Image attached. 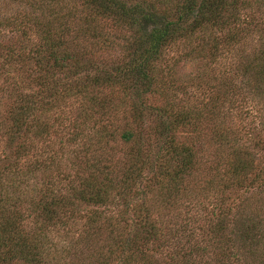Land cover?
Here are the masks:
<instances>
[{
  "label": "trees",
  "instance_id": "obj_1",
  "mask_svg": "<svg viewBox=\"0 0 264 264\" xmlns=\"http://www.w3.org/2000/svg\"><path fill=\"white\" fill-rule=\"evenodd\" d=\"M156 1L75 0L82 9L63 14L64 9L54 8V0H18V5L25 8L38 4L54 9L41 17L33 12L32 15L13 12V15L2 11L8 13L6 18L0 16L1 38L8 35L7 27L14 26L19 34L17 38H24L31 45L23 51L17 39L15 43L1 41L0 71L11 69L20 60L15 56V51L20 49L22 61L35 66L34 72L25 73L24 77L40 99L30 101L16 86L12 87L8 109L0 113V126L3 122L8 126L6 130L0 127V141L6 147L0 154V264L20 261V264H162L159 255L171 257V262L182 259L183 264H199L196 259L206 249L191 245L188 250L186 244H190L194 232L188 231L187 225L176 223L183 219L174 211L182 206L184 197H193L194 191L206 201L208 192L219 186L226 205L229 198L224 191L247 186L251 163L242 157L246 147L239 145L242 133L247 130L241 119L240 129L229 124L232 119L229 110L218 107L222 91L219 87L210 97V108L205 115L186 108L174 97L169 104L156 105L147 104V99L153 96L152 99L165 101L169 98L164 96L167 93L175 95L173 88L181 91L185 88L183 81L157 88L156 78L162 74V68L172 66L166 69V73L172 74L177 66L164 65L168 47L177 42L190 46L194 34L212 28L226 33L222 41L210 46L211 50L217 51L218 45L241 49L244 31L250 34L257 28L264 38V20L256 21L252 17L247 27L236 25L241 11L250 7V0ZM102 19L110 21L111 27H104ZM229 27L232 30L225 29ZM34 33L32 40L30 36ZM116 49L119 53L111 54ZM189 54H193L192 48ZM120 55V59L113 57ZM263 56L264 50L259 49L258 56L239 68L241 77L253 83L251 89L255 92L264 87ZM249 71L253 72L251 77L247 76L252 74ZM115 86L123 94L119 104L113 102L111 93L99 94L102 89L112 91ZM66 98L79 101L74 117L78 123L72 127L61 150L71 151L74 161L81 160L82 152L87 154L95 147L100 150L94 151L93 159H84L82 171L65 175L64 185L39 182L34 192L22 199V204L28 202L30 206L20 212L21 203L17 199L20 187L28 192L29 180L38 179L40 172L52 173L54 160L45 157V151L40 160L35 159L40 152L37 143L43 138L46 142L50 140L54 133V126L49 123L51 112ZM127 116L131 122L126 121ZM123 120L126 122L122 127L119 124V130L115 122ZM149 120L154 126L141 130L142 122ZM202 126L211 128L217 149L226 147L233 157H228L223 172L214 170V179L192 189L190 194L185 182L200 172L201 163L195 156L194 145L199 139L196 131ZM182 135L190 136V144L180 139ZM116 139L121 145H131L128 155L135 158L106 165L109 162L106 149ZM151 139L158 147L149 144L150 149H143L141 156L139 150L134 151V144L145 146ZM143 163L146 164L142 167ZM15 170L20 171V185L7 186L3 177L8 178ZM225 174L229 182L224 179ZM139 179L150 183L149 187L156 191L154 195H159L158 205L145 200L152 193L147 186L136 189ZM253 181L255 178L249 185ZM212 203L202 202L203 210L214 209ZM159 206L162 214H157ZM229 210H222L220 220L201 231L210 230L218 238L223 236L224 218ZM229 261L226 263L231 264Z\"/></svg>",
  "mask_w": 264,
  "mask_h": 264
},
{
  "label": "rangeland",
  "instance_id": "obj_2",
  "mask_svg": "<svg viewBox=\"0 0 264 264\" xmlns=\"http://www.w3.org/2000/svg\"><path fill=\"white\" fill-rule=\"evenodd\" d=\"M147 1L157 2L156 0ZM250 2V7L241 11L240 20L236 22V25L241 28H245L252 17L255 18L256 21L264 20V0H257V3L256 0H250ZM18 3V0L16 4H10L9 0H0V16L6 18L8 12H16L19 14L21 12V14L30 15H32L33 12V15L41 17L42 14L54 8L64 9L63 14H66L68 11H73L75 8L82 9V6H80L78 2L75 3V0H54V8L53 6H41L37 4V6L34 7L35 9L30 7L25 8L23 4L18 5ZM21 9L23 10L21 11ZM3 10L8 12L5 14L2 12ZM101 24H103L104 27H111V22L108 20L102 19ZM29 26L30 25H28V28ZM14 29H16L14 26L7 27L6 31H9V33L5 38H1L0 36V42L3 41L5 43L9 40L15 43L17 39V45L20 46V49L22 48L23 51H27L31 42L26 41L24 38L18 39L17 37L19 34L15 32ZM225 29L232 30L230 27ZM252 30L250 34H248L247 31L243 32L245 38H243L244 40L241 43V49L238 46L226 49L222 45H218L217 51L211 50L210 46L215 42L222 41L226 33V31H216L212 28L204 29L202 32L194 34L189 42L190 46L187 43L177 42L168 47L165 51L164 65L175 63L177 66L174 72L169 74L170 71L166 73V69H170L172 66L165 68V66L161 64V67H164L161 70L162 74L158 75V77L156 76V82L158 81L157 88L163 89L165 86L169 85L168 83H182V81L186 83L183 84L185 88L183 91L173 88L172 90L176 92L175 95L167 93L164 96L169 98L165 99V101L152 99L153 96L147 99V104L156 105L160 103L169 104L170 101H173L171 97H174L177 98L176 101L185 105L186 108L189 107L193 109L194 112H200L205 115L210 108L209 99L215 93V89L219 87L220 91H222L218 107L226 112L229 110L232 116V119H229V124H231L234 129L237 127L240 129L241 127L238 122L241 119V123L245 124V130H247L242 133V138L239 142V145L246 147V151L244 150L242 157L246 159L248 163H251V170H248V179L246 180L247 186L243 189L229 188L227 191H224L225 196L229 198L226 205L221 196L222 188L219 186H214L213 189L208 192V200L206 201L204 196H200V194L198 195V193L196 194L194 191L193 197H184L181 200L182 206L174 211V214L180 213V218L182 217L183 219V221L180 219L176 220V223H178L179 226L183 223V225H187L188 231L191 230L194 232L191 236L192 239L190 244H186L188 250L191 245H198L206 249V253L201 254V256L196 259L199 264H227L226 262H228L230 258L229 263L231 264H264V87L260 86L261 89H257V92L253 91L254 89H251V87L254 86L253 83H249L247 79H243L239 69L241 65L248 64L247 62L252 57L258 56L259 49L264 50V38L258 33L257 28H253ZM35 36L36 33L31 34L30 37L32 40H35ZM191 48L193 49V54H189ZM20 49L15 51V56H19L20 60L18 59L14 62L11 69L9 68L3 73L0 71L1 114L5 113L8 109L9 99L12 98V95H9V91L12 87L15 89L16 86L23 94V97L28 98L30 101L40 99L36 93V89L27 85V80L24 77L25 73L34 72L35 66L32 62L22 61L24 56H20ZM114 53H119L118 49L111 52V54ZM113 57H118L115 59H120L122 56ZM1 64L3 63L0 59V65ZM157 67L159 68V65H157ZM249 72L252 74L247 76L251 77L253 72ZM224 83L227 84L223 88ZM105 90L106 89H102V92L99 94L103 96V94L110 95L111 93V99L116 104H119L120 101L123 100L121 89L117 88V86L112 88V91L109 90L104 92ZM31 96L34 97L32 98ZM66 101L67 103H65ZM78 102H73L72 98H66L64 102H59L51 112L49 123L53 124L54 133L49 141L47 140L46 142L44 138L38 141L37 147L40 149V152H38L37 156L35 155V159L40 160L42 158V151H45V157L49 158V160L52 158L54 160V165L51 170L52 173L40 172L37 175L39 176L38 179L29 180L27 184L28 192L27 188L24 189V187L21 186L20 194L17 195L19 196L17 199L20 200V203L23 198L27 199V197L34 192L36 185L39 186V182L42 180L64 185L65 180H62L65 175L69 176L75 171H82L81 163L85 162L84 159L86 157V159H93L92 157L95 154L94 151L100 150L98 147H95L87 154L82 152L80 154L81 160L79 161H74L71 151L68 153L61 150L62 144H64L66 138L72 133V127L75 123H78L75 121L76 118L74 119ZM126 114L128 115V113ZM94 119L97 120L98 118L95 117ZM126 121L131 122V118L128 117ZM126 121L123 120L120 123L116 121L115 126L118 128L120 124V127H122ZM134 126V123H132L133 128ZM153 126V121H144L140 129L142 130L144 127ZM253 126L256 127L255 131L252 130V128H254ZM0 127L4 130L8 128L5 122H3ZM211 131L210 127L203 129L202 126L196 131L199 138L198 141L192 138L195 140L194 153L197 159H200L201 167L196 178H187V182H185L190 194L192 189L194 190V188L206 184L208 180L211 181L214 179V170L215 172L216 170L218 172H223L228 163V157H233L230 150L226 147L220 150L217 149L214 143L215 136L214 133L211 134ZM180 139L182 141L187 140L186 143L190 144V136L187 138L182 135ZM147 142L148 141H146V143ZM149 144H151L152 148L158 147V145H154V139H151L145 146H142L140 143L134 144V151L136 152L139 150L141 156L143 149H150ZM130 148L131 145H121L117 140L112 146L106 149L108 152L107 158L109 159L106 165L114 164L113 162L122 163L131 158H135L134 156L129 157L128 152L131 150ZM3 149L6 150V147L4 143L0 141V154ZM31 160L33 159L31 158ZM144 164L146 163H143L142 167ZM147 174H149V171H147ZM223 177L229 182V178L226 174ZM254 178L255 182L253 181V185H249ZM3 180L7 186H9L10 183H18L20 185V171L15 170L14 174H10L8 178L3 177ZM149 184L150 183H146L144 180L139 179L135 185L137 190H143L147 186L148 190L152 193L145 196V200L156 206L158 205L159 195H154L156 191L151 189ZM133 192H135V189H133ZM207 201L213 202L212 204L215 206L214 209L211 208L212 210L208 209V213L202 208V202ZM222 201H224V203L220 205L219 203ZM189 202L190 204H188ZM25 206H30V203H21L20 212L24 211ZM185 206H187V208ZM228 209H230L226 214L228 216L224 218L225 232L223 236L218 238L219 236H216L215 233L210 230L202 232L212 223L216 224L221 218L222 210L227 211ZM162 213L163 210L160 207L157 214ZM175 218L176 216L174 215V219L173 217L171 219L172 223H174L173 220H175ZM163 220L166 221L165 218H163ZM168 221L169 220H167V222ZM172 223H170V226L174 229L175 226L173 227ZM79 226L81 227L80 224ZM76 228L78 227L76 226ZM168 240L170 242V238H168ZM167 255H170L169 252ZM157 257L162 264H183L182 259L171 262V257L164 258L160 255ZM20 262L17 264H20Z\"/></svg>",
  "mask_w": 264,
  "mask_h": 264
}]
</instances>
